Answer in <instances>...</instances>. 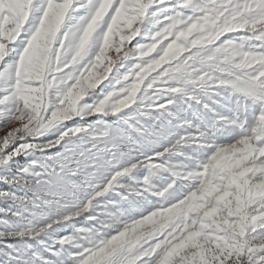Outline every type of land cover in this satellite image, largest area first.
I'll return each mask as SVG.
<instances>
[{
	"label": "snow or ice",
	"instance_id": "snow-or-ice-1",
	"mask_svg": "<svg viewBox=\"0 0 264 264\" xmlns=\"http://www.w3.org/2000/svg\"><path fill=\"white\" fill-rule=\"evenodd\" d=\"M0 264H264V0H0Z\"/></svg>",
	"mask_w": 264,
	"mask_h": 264
}]
</instances>
